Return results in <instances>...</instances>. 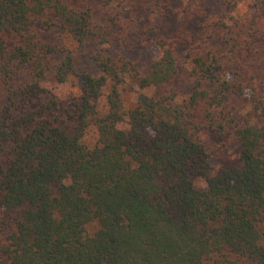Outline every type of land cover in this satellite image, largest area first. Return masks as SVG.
Segmentation results:
<instances>
[{
	"label": "trees",
	"instance_id": "16d2710c",
	"mask_svg": "<svg viewBox=\"0 0 264 264\" xmlns=\"http://www.w3.org/2000/svg\"><path fill=\"white\" fill-rule=\"evenodd\" d=\"M131 1L0 0V264H264V0H148L138 34ZM204 133L239 165L210 175Z\"/></svg>",
	"mask_w": 264,
	"mask_h": 264
},
{
	"label": "rangeland",
	"instance_id": "374dc122",
	"mask_svg": "<svg viewBox=\"0 0 264 264\" xmlns=\"http://www.w3.org/2000/svg\"><path fill=\"white\" fill-rule=\"evenodd\" d=\"M254 0H174L176 6L181 10H185L187 14V18H192L194 14V10L196 8H201L205 11H221L224 8V2H231L237 7V12L243 14L248 10L249 5L253 3ZM148 5V0H132L128 6L129 15L132 20V30L138 34L141 29V20L143 16L146 15V8ZM188 12V13H187ZM190 14V15H189ZM149 25L160 28V30L169 35V31L173 27V23L171 20H164L160 17H150L148 18ZM257 24L260 28L264 30V16H260L257 19ZM65 42L71 47V49L75 48L73 42L69 41V38L65 36ZM160 53L151 47L143 48L142 51L137 53V57L144 61L155 60L159 57ZM187 66V65H185ZM176 88L179 92V101H183L190 96L191 87L187 83L185 72L183 71L178 80L175 82ZM47 87L52 89L62 100L64 101L69 96H74L78 94V81L77 80H68L64 84L57 83L56 81L50 82L47 84ZM126 99L128 102H132L134 100L135 95L133 93H126ZM247 99H249L248 94H244L242 96L234 95L232 97L233 103L241 108L242 113H246L249 109V105L247 103ZM245 101V102H244ZM203 140L206 142L208 150L211 154L210 157V165L211 171L210 175L218 172L222 169H230L239 165V148L238 146H231L225 140L219 138L218 136L211 133H204ZM87 144L90 146H95L97 143V134L95 130H92L87 138ZM196 185L201 188H206V183L203 179L197 180ZM0 217H2V209L0 208Z\"/></svg>",
	"mask_w": 264,
	"mask_h": 264
}]
</instances>
